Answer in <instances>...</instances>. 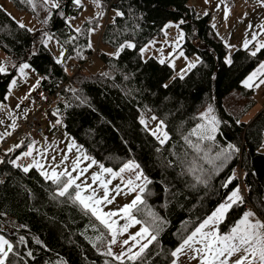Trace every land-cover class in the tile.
Segmentation results:
<instances>
[{"label": "trees", "instance_id": "trees-1", "mask_svg": "<svg viewBox=\"0 0 264 264\" xmlns=\"http://www.w3.org/2000/svg\"><path fill=\"white\" fill-rule=\"evenodd\" d=\"M10 2L20 11L32 12L24 0ZM59 3L44 28L64 49L61 63L42 44L44 31L20 27L0 8V51L12 67L10 73L0 74V104L5 102L16 68L28 63L42 90L54 95L48 118L61 120L66 134L87 156L113 171L128 162L139 165L150 182L143 193L145 203L134 215L144 225L152 220V212L163 223L157 240L136 264H171L170 251L237 187L242 186L246 202L264 220V154L258 152L264 145V108L251 121L243 120L246 109L253 106V90L242 85L264 59V49L255 57L250 55L264 33L247 50L231 52L232 62L227 64L229 50L209 24L211 15L197 12L190 0H101L102 9L123 15L104 24L100 43L114 50L128 42L134 47L124 48L113 58L100 53L103 73L86 71L74 76L75 87H60L66 79L67 57L80 62L92 52L88 30L96 22H86L76 32L66 19L78 16L80 9L74 0ZM181 20L185 21L179 25L184 53L197 54L200 62L185 77L173 79L167 63L144 60L140 50L161 35L168 22ZM208 106L219 121L214 141L189 135L202 123L200 113ZM160 121L168 135L163 144L157 128ZM228 144L239 152L223 167L219 161L209 163ZM27 145L0 162V235L15 246L12 264H119L102 255L110 236L86 209L68 195L59 196L58 185L36 169L24 172L11 163ZM69 192L74 196V188ZM244 213L245 203L233 205L218 231L229 233ZM101 236L103 240L98 239Z\"/></svg>", "mask_w": 264, "mask_h": 264}, {"label": "snow or ice", "instance_id": "snow-or-ice-1", "mask_svg": "<svg viewBox=\"0 0 264 264\" xmlns=\"http://www.w3.org/2000/svg\"><path fill=\"white\" fill-rule=\"evenodd\" d=\"M30 7L35 10V4L33 0H24ZM44 3L50 4L52 8L59 9L60 3L59 0H44ZM76 5H80L81 0H74ZM96 3L99 5V0H96ZM262 6H264V0H261ZM117 16H122L123 13L117 11ZM225 15L227 17V10L225 11ZM98 16H102V13L98 14ZM50 19V17H49ZM47 23V20L45 21ZM70 24V21L68 22ZM185 23L184 20H181L176 27H179L180 24ZM20 27H24L23 24L19 25ZM249 27H253L249 25ZM262 32H264V25L260 26ZM76 32H79L80 29H74ZM90 32H94L95 29H90ZM184 38L183 32L180 33V39ZM48 39H52L51 36ZM75 39V37H73ZM251 41H256V34L251 36V39H246L243 47L245 50L249 48V44ZM46 45V41L44 42ZM89 47H91V43L89 42ZM128 47H134V45L129 44ZM264 49V43L257 41L254 45V50L250 52V55L255 57L257 53ZM145 49H141V54ZM63 56V52L61 53ZM183 55V53H181ZM60 59L57 60V63H61ZM231 57H227L225 63L231 64ZM161 64L164 63L163 60L160 61ZM30 65L28 63H23L19 65V72L21 74H25V69H28ZM196 67L195 64H189L188 68ZM0 74H7L6 67L0 65ZM182 78V77H181ZM259 78V83H254ZM16 81L13 80L11 82L12 85H15ZM39 81L37 82V84ZM245 87H259L264 84V62H261L258 67L249 74V76L243 81ZM165 87H167L165 85ZM213 109L211 107L205 113L201 114V119L205 120L206 123L199 124L192 132L189 134L190 136H197L199 140H215L214 133L217 131V125L219 121L214 115H211ZM156 119V117H153ZM57 124L60 123L59 120L56 121ZM143 123V120H141ZM163 121H160L157 128L161 129L162 139H160V143L163 144L168 139V135L166 131H162ZM14 127V125H13ZM155 134V131L153 132ZM10 135V133H9ZM159 138V137H158ZM187 139V137H186ZM191 144V141H189ZM19 146V145H18ZM17 146V147H18ZM196 148L197 151H200L198 145H192ZM70 150V149H69ZM234 152H239V148L233 144H228L226 148L221 149L216 155L209 161V163H215V161H219V167H223L224 163L231 159V156ZM24 156L32 155V147L29 146V150L23 153ZM54 159V158H53ZM2 162V161H0ZM14 166L19 167L16 164V161H11ZM92 163H96L92 161ZM34 166L42 167L39 165V162H36ZM79 167V162H75L73 165V171H75ZM102 173L113 174V170L110 168H104L103 165H100ZM139 168V165L133 164L132 162L126 163L121 169L120 172L123 173L128 170H135ZM24 172L29 171V167H23ZM86 169H81L80 174L77 176H73L71 172L65 169L63 172H57L52 170L51 173L44 172L43 175L46 179L51 180L53 183L58 185L59 196L68 195L74 201L79 202L86 210H90L91 214L96 217L97 220L108 230V234L110 239L106 245V251L102 253V255L110 256L113 260L118 261L119 264H125V261L131 262V264H136V261L143 255L145 249L153 242L157 240V234L160 231L161 224L163 221H160V218L157 217L154 213L149 212V215L152 217V220L149 223L144 224L140 231L132 234L128 237V239H124L123 241H119V237L124 235L127 232L128 228L141 224V220L137 219L134 215L135 211H139V205L145 203L143 198V193L145 192V186L136 185L134 181L128 180L126 187H128L130 192H137V188L139 191L135 195L134 199L131 203L124 205L122 208L117 211L110 212H102L101 205L104 203H112V200L109 199L110 191L108 188V184L111 183L110 180L105 181L101 179L100 174H93L92 181L93 183L99 181L103 195L97 196L96 189L92 188L91 185L82 181L81 184H77L76 181L80 179V176ZM115 175V174H113ZM61 177H67L66 180H62ZM138 180L144 179L147 181L146 177H143L142 173H137ZM235 176L229 178L228 181L223 185L227 187L231 180L234 179ZM75 188V194L69 192L70 189ZM117 194L121 193V189L119 186H116ZM88 192V195H83V193ZM244 198L241 195L239 187L232 190L230 195L225 199L223 203L218 205V207L206 217L202 222H200L189 234L184 236L180 243L170 251L171 256V264H183V260H194L197 264H264V221L259 219H255V213L251 210L246 211L242 218L231 228L230 232L227 234H222L218 231V223L225 216L227 211L237 203H243ZM122 214V215H121ZM120 217L121 219H125V223L123 225L119 224V221L113 219V217ZM152 229L151 231L149 229ZM139 238V239H138ZM20 242H25V238L21 236ZM98 239L103 240L104 237L101 236ZM147 239V243L141 244L140 241ZM119 244L122 249L119 253L113 252V246ZM95 247V245H93ZM134 249H138L134 251ZM11 255H17L15 251V246L13 243L9 242L3 235H0V264H12L10 260ZM28 256H32L31 252L27 253ZM107 264V261L105 262Z\"/></svg>", "mask_w": 264, "mask_h": 264}, {"label": "rangeland", "instance_id": "rangeland-1", "mask_svg": "<svg viewBox=\"0 0 264 264\" xmlns=\"http://www.w3.org/2000/svg\"><path fill=\"white\" fill-rule=\"evenodd\" d=\"M33 2L35 4V10H33V8L31 7L32 12L18 10L15 6H13L10 0H0V8L11 19H13L18 25L23 24L24 28L28 29L29 31L31 32L44 31V37H43L42 44L50 52V54L53 56L55 61L60 59L63 62L64 49L62 45L58 42V40L51 33L45 31V28H44V21H46V19L50 15L52 7L50 4L46 5L44 3V0H33ZM190 4L196 11L199 10L198 12L205 13V14L209 13L212 17L217 15L216 18L212 22V25H213L212 29L214 30L217 37H219L222 40L224 45L229 50V53L225 57V60L227 57L231 55V52H233L234 50L245 49L243 47L244 42L246 39H249V40L251 39L253 32L254 34H256V39L262 33V30L255 31V29L254 30L252 29L253 27L251 28L249 27V25H252V26L258 25V27L264 25V6H262L261 0H190ZM76 6L80 9L78 16L67 17L66 22L73 30L77 28L80 29L82 25L86 22H88L89 24L96 22V27L91 26L89 28V30L94 28L95 31L90 32L88 30V45H89V42L91 43V47L89 46L88 47L92 51L99 49V53L105 54L107 57L113 58V57H116L118 53L122 51L124 48H128V49L133 48V47L127 46L129 44H132L128 42V43H125L118 50H114V49L104 46L99 41L100 30L102 29L104 24H106V22L112 21V19L116 16V13H117L116 11L112 9L104 10L100 6H98L97 3H95L93 0H81L80 5L79 6L76 5ZM203 9H206V10H203ZM226 10H227V17L225 15ZM100 13H102V16H98V14ZM69 21H70V24L68 23ZM177 24L179 23L168 22L163 27L161 35L155 36L149 43H147L144 47L141 48V49H145L143 54H141V50H140V55L142 59L144 60L148 58H154L158 62L163 60L164 63H167L173 71L172 73L173 79L185 77L193 69V68L191 69L188 68L189 64L197 65L200 62V58L197 54L186 55L184 53V49L182 48V45L184 44V38L180 39V33L183 31L182 29H180V27H176ZM49 36H51L52 39L49 40L48 39ZM45 41H46V45L44 43ZM252 42L253 41H251V43ZM259 42L264 43V37L260 39ZM62 52H63V56L61 55ZM181 53H183V55H181ZM261 62H264V59ZM78 63L79 62L75 57H69V58L67 57V59L64 62V66H65V69L67 70L70 66H76ZM8 64L9 63H8L6 56L0 51V65L6 67L7 74L10 73ZM87 71L90 74L103 73L105 71V64L101 58L95 57L93 67L89 68ZM18 74L19 75L16 77V79L13 78L14 80H16V82H17V78H19L20 81H26L27 79L37 78V75H35V73L30 68L25 69V74H21L20 72ZM243 86L245 85L243 84ZM10 88H11V94H13L14 93L13 85H11ZM40 92L41 90L39 88V85L37 84L36 89H32L28 93L25 92L24 93L25 95L23 94L24 100L27 102V105H28L27 108H29V110L32 113H34V107L32 103L30 102V97L38 95L40 94ZM231 99L233 102V98ZM231 99H229L230 104H231ZM241 105L242 104H240V106ZM209 107L210 106L202 110V112L200 113V117H201V114L205 113ZM229 109L231 112L234 110L232 107ZM257 109L258 108L256 105L254 106V108L252 107V108L246 109L247 115L245 117L243 116L244 121H247L249 117H251L255 113V111H258ZM211 115H214L213 112L211 113ZM8 116L9 115L6 111H3L2 109H0V121L5 120L6 117L8 118ZM38 118L43 120L42 125L47 130L49 128L52 129L53 123L55 122L51 123V121L49 119L44 118V115L42 114H38ZM13 120L15 121L14 118ZM204 123H206V121L202 120L201 124H204ZM11 137L12 136H6L7 139ZM14 140L15 141H13L12 143H17L18 145L22 146V141L17 140V139H14ZM71 140L74 146L79 147V153L83 152L84 154L82 147L77 142H75L72 138ZM69 149L66 148L67 152L71 156L70 163L72 164V166H69L68 165L69 162L64 161L63 159L60 158V156H57V164L60 165L62 169L64 170L67 169L69 172L72 173L73 176H77L80 173L77 174L75 171H73V165L75 162L78 161L79 162V167L77 168L78 171H80L81 169H86V171L83 173L84 176L81 175L80 179L76 181L77 184H81V182L84 181L87 184L91 185L92 188L96 189L97 196H102L103 195L102 187L99 181L93 183L91 179L92 175L100 174L101 179L105 181H108V180L111 181V183L108 184V188L110 191L109 199L112 200V203H104L103 205H101L100 207L102 209V212L117 211L118 209L122 208L124 205L128 204L127 201H130L132 196L137 194V192L139 191V188H137V192H130L128 187H126L128 180H132L134 181L136 185H140V186H144L145 184L144 179L138 180L136 178L137 174H134L132 177H130L128 174H126V176L124 177H122V175H119V177L124 179L126 183L121 181L119 177H116L115 175H113V174H116L120 168L116 171H113V174L102 173V170L100 168L101 164L98 163L94 158L87 156L85 154L88 159L86 160V163H82L75 156V152ZM259 152L264 153V145L259 149ZM92 161H95L96 163H92ZM132 163L134 164V162ZM136 171L137 173H142L140 168H137ZM130 173L133 174L132 171H130ZM65 178L67 179V177ZM116 186H119V188L122 190L120 194H117L115 190ZM74 194H75V188H74ZM88 194H89L88 192L83 193V195L85 196ZM87 211L91 214L90 210H87ZM93 217L96 219L95 216ZM113 219H117L118 221L121 220L119 216L113 217ZM97 221L100 223L99 220ZM120 225H123V224L120 223Z\"/></svg>", "mask_w": 264, "mask_h": 264}, {"label": "crops", "instance_id": "crops-1", "mask_svg": "<svg viewBox=\"0 0 264 264\" xmlns=\"http://www.w3.org/2000/svg\"><path fill=\"white\" fill-rule=\"evenodd\" d=\"M203 10H206V9H203ZM198 11L199 10H197V12ZM216 16L217 15H215L213 17L211 16V21L209 23L211 26H213L212 22L216 18ZM260 28L261 27H258V25H255V26H253L252 29L253 30L255 29V31L256 30L260 31L261 30ZM263 33L264 32H262L261 34H263ZM253 34H254V32H253ZM252 43H250V44H252ZM8 65H9V69L11 71V69H12L11 64L9 63ZM18 73H19V69L17 67L15 75L10 80V83L8 86V92H7L6 97H5V102L0 104V109H2L3 111H6L9 115L8 118L6 117L5 120L0 121V161L2 160V158L6 157L9 154H12L15 150L20 148V145L18 146L17 143H12L13 141H15L14 139H16L15 137H13V135H14L13 133L16 130V124L18 121L26 120L32 114V112L29 110V108H27L28 105H27V102L24 100V95H25L24 93L25 92L28 93L32 89H36L37 82L39 81L38 77L33 78V79H27L26 81H20L19 78H17V82L15 83V85H13V87H14L13 92L14 93L11 94V88H10L12 85L11 82L14 79H16V77L19 75ZM254 83H259V78ZM38 85H39L40 90H42L39 83H38ZM242 85H243V82H242ZM243 87L246 89H252L253 90V95H252L253 106L252 107L254 108V106L256 105L258 108L257 109L258 111H255V113L251 117H249V119L247 120L249 122L264 107V84L260 85L259 87H255V86H253L251 88L245 87V86H243ZM36 91H38V90H36ZM246 115L247 114L245 113L244 117ZM13 118L15 119V121L13 120ZM47 119H49V118H47ZM49 120L51 121V123L55 122V123H53L52 129L49 128L47 130L44 127L45 128V134H43L42 136H37V135L29 136L31 139L30 143H28L27 147L23 151H21L14 159L16 161V164L19 165V167H17V166H15V167L21 169L22 171H23V167H29V170L34 168L41 174V176L43 178H45V176L43 175L44 172H47L50 174L52 170H55L57 172H63L64 171V169H62V167H60V165L57 164V156H60V158L63 159L64 161H68L69 164L68 163L67 164L69 166H72V164L70 163L71 162V156L67 152L66 148H68V149L70 148L71 151L73 150L75 152V156L77 157V159L80 160L82 163H86V160L88 159L86 157L85 153L84 154H83V152L79 153V147L78 146L77 147L74 146V144L71 140V137L69 135H67L66 132L64 131L61 120L57 119L60 121L59 124L56 123L57 120H53V119H49ZM41 122H43L42 119H41ZM13 125H14V127H13ZM9 133H10V135H9ZM6 136H12V137L7 139ZM263 136H264V132H263ZM17 146H18V148H17ZM29 146L32 147V155L31 156H24L23 153L29 150ZM259 149H258V152H259ZM259 153H261V152H259ZM261 154H264V153H261ZM36 162H39V165H41L42 167L34 166ZM120 169L115 174L116 177H119V175H122V177H124V176H126V174H128L130 177H132L134 174H137V171H136L137 169L128 170V171H125L123 173L120 172ZM130 171H132L133 174H131ZM75 172L77 174L80 173V171H78V169H76ZM143 177H145V176H143ZM119 178L121 181L126 183V181H124V179H122L121 177H119ZM46 180H49V179H46ZM147 183L148 182L145 181L144 186ZM239 189H240V187H239ZM134 197H135V195L132 196L130 201H127V203L128 204L131 203V201L134 199ZM249 210L253 211L252 209H248L245 207V212L249 211ZM224 218H225V216L219 221L218 225L220 224V222ZM255 219L261 220V218H259L256 214H255ZM123 220L121 219L119 221V224L120 223L124 224L126 222L125 219H123ZM142 226H143L142 224H136V225L129 227L127 232H125L124 235H122L118 238L119 241H123L124 239H128V237L130 235L135 234L136 232L140 231V228ZM140 243L141 244L147 243V239L141 240ZM121 250L122 249L120 248L119 244L113 246V252L114 253H119ZM136 250H138V249H134V251H136ZM182 260H183V264H197V262L194 260H191V261L190 260H184L183 258H182Z\"/></svg>", "mask_w": 264, "mask_h": 264}, {"label": "built area", "instance_id": "built-area-1", "mask_svg": "<svg viewBox=\"0 0 264 264\" xmlns=\"http://www.w3.org/2000/svg\"><path fill=\"white\" fill-rule=\"evenodd\" d=\"M96 3V0H93ZM112 2V1H111ZM109 3L108 7L110 6ZM101 0H99V4ZM100 55L99 49L92 51L85 56L76 66H70L65 70L66 79L60 87L70 86L75 87L74 76L86 72L89 68L94 65V58ZM105 58H108L105 56ZM30 102L34 107V113H32L26 120L18 121L16 124V130L13 137L22 141V144L30 143L31 139L29 136L37 135L42 136L45 134V128L42 125L41 119L38 118V114L44 115V118H48V110L53 106L54 95L48 91L41 90L40 94L30 97ZM241 195L244 198L245 207L252 209L251 206L246 202V195L242 186H240ZM261 221H264L261 219Z\"/></svg>", "mask_w": 264, "mask_h": 264}]
</instances>
